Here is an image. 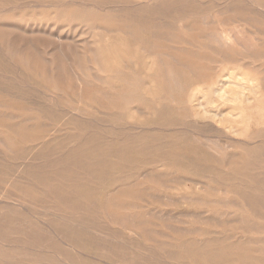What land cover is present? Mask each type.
<instances>
[{"label":"rangeland","instance_id":"obj_1","mask_svg":"<svg viewBox=\"0 0 264 264\" xmlns=\"http://www.w3.org/2000/svg\"><path fill=\"white\" fill-rule=\"evenodd\" d=\"M168 1L0 0V115L22 116L26 133L36 134L32 140L17 138L15 153L0 145V195L17 192L7 181L35 155L46 157L32 166L35 171L56 174L58 159L65 165L62 176L57 174L61 182L21 201L25 208L0 198V264H264V137L200 138L202 123L196 125L176 103L158 108L156 93L180 97L184 88L204 83L143 49L159 42L172 52L188 41L202 47L203 59L174 52L209 76L239 69L263 75L264 0ZM132 18L139 20L138 39L119 30ZM215 30L233 37L231 46L214 41ZM157 31L173 42L156 38ZM60 50L75 60L99 55L104 81L91 80L89 91L95 93L87 99L80 98ZM26 55L30 69L16 63ZM53 59L61 78L52 83L46 70ZM153 59L158 64L152 67ZM136 80L143 82L146 100L124 103L119 94ZM152 80L161 91L153 87L151 93L146 83ZM47 88L58 97H50ZM74 108L85 114L78 119ZM11 124L16 121L5 117L0 130ZM53 160V167L46 165ZM59 183L64 185L51 191Z\"/></svg>","mask_w":264,"mask_h":264},{"label":"bare ground","instance_id":"obj_2","mask_svg":"<svg viewBox=\"0 0 264 264\" xmlns=\"http://www.w3.org/2000/svg\"><path fill=\"white\" fill-rule=\"evenodd\" d=\"M141 1V0H140ZM148 1V0H147ZM174 1H179V0H170L167 3H175ZM182 1H187V0H182ZM198 1L199 3H205V0H194ZM205 1V2H204ZM191 2V1H190ZM143 3V2H142ZM158 3V2H157ZM166 3V4H167ZM181 3V2H180ZM187 3V2H186ZM207 3V2H206ZM255 3V2H254ZM190 4V3H189ZM196 4V3H195ZM144 5V4H143ZM120 6V5H119ZM135 6V5H134ZM140 6V5H139ZM138 6V7H139ZM187 7V4L184 5ZM122 7V6H121ZM162 7V6H161ZM180 6H178L179 8ZM78 8V7H77ZM137 9V7H135ZM148 8V7H147ZM166 8V7H165ZM102 9V7H101ZM143 9V8H142ZM164 10V8H162ZM146 10V9H145ZM197 10V9H196ZM226 10V9H225ZM224 10V11H225ZM80 11V10H79ZM88 11V10H87ZM93 11V10H92ZM104 11V10H103ZM166 11V10H165ZM67 12V11H66ZM77 12V11H76ZM170 12V11H169ZM210 12V11H208ZM74 13V12H73ZM79 13V12H78ZM147 13V12H144ZM165 13V12H164ZM209 14V13H207ZM75 15V14H74ZM160 15V14H159ZM61 16V15H60ZM64 16V15H63ZM10 17V16H9ZM71 17V16H70ZM69 17V18H70ZM77 17V16H76ZM173 17V15H172ZM171 17V18H172ZM205 17V16H204ZM13 18V16H12ZM21 18V17H20ZM73 18V17H72ZM170 18V17H169ZM170 18V19H171ZM174 18V17H173ZM200 18V17H199ZM227 18V17H226ZM61 19V18H60ZM64 19V18H63ZM66 19V18H65ZM71 19V18H70ZM177 19V18H175ZM181 19V18H180ZM177 19V20H180ZM206 19V18H205ZM17 20V19H16ZM57 20V18H56ZM74 20V19H73ZM86 20V19H85ZM98 20V19H97ZM152 20V19H151ZM158 23H163L161 22L163 19L159 18L158 20L155 19ZM185 20V19H184ZM183 20V21H184ZM207 20V19H206ZM205 20V23H207ZM214 20V19H213ZM217 20V18H216ZM83 21V20H82ZM138 19L132 18L129 20V23H126L122 26H120L119 30L125 31L129 33L130 35L134 36L136 39H138L139 36V26L138 24ZM153 21V20H152ZM155 21V22H156ZM176 21V20H174ZM181 21V20H180ZM189 21V20H188ZM196 21V20H195ZM19 22V21H18ZM153 22V24H155ZM230 22V20H229ZM60 23V21H59ZM198 23V22H197ZM197 23H194L197 24ZM227 23V22H225ZM66 24V23H65ZM86 24V23H84ZM104 24V23H103ZM120 24V23H119ZM149 24V23H148ZM180 24V23H179ZM218 24V23H217ZM1 25V24H0ZM4 25V24H3ZM78 25V24H77ZM80 25V24H79ZM87 25V24H86ZM89 25V23H88ZM94 25V24H93ZM212 24H210L211 26ZM216 25V24H215ZM225 25V24H224ZM67 26V25H66ZM83 26V25H82ZM92 26V25H91ZM109 26V24H108ZM111 26V25H110ZM161 26V25H160ZM196 26V25H195ZM200 26V25H199ZM198 26V27H199ZM205 26V25H204ZM93 27V26H92ZM95 27V26H94ZM112 27V26H111ZM148 27V26H147ZM158 27V26H157ZM166 27V26H165ZM207 27H209L207 25ZM215 29L216 26H212ZM15 28V27H14ZM82 28V27H81ZM89 28V27H88ZM101 28V27H100ZM110 28V27H109ZM219 29V26H217ZM247 28V27H246ZM250 28V27H249ZM69 29V28H68ZM77 29V28H76ZM91 29V27H90ZM96 29V28H95ZM116 29V28H115ZM118 29V28H117ZM202 29V28H201ZM238 29V28H237ZM254 29V28H253ZM1 30V29H0ZM10 30V29H9ZM98 30V29H96ZM162 30V26H161ZM220 30V29H219ZM231 30V29H230ZM233 30V29H232ZM242 30V29H239ZM7 32L8 30H4ZM111 31V30H110ZM118 31V30H115ZM187 31V30H186ZM214 31V30H213ZM212 31V32H213ZM216 31V30H215ZM252 31V30H251ZM2 32V31H1ZM0 32V33H1ZM17 32V31H16ZM42 32V31H41ZM85 32V31H84ZM92 32V31H91ZM95 32V31H94ZM105 32V31H103ZM179 32V31H178ZM177 32V33H178ZM218 33L213 34V38L220 46L222 47H229L231 46L233 42V37L229 36L225 31H216ZM236 30L234 31V33ZM238 32V31H237ZM237 32L235 34H237ZM243 32V31H242ZM15 33V32H14ZM98 33V32H97ZM115 33V32H114ZM196 33V32H195ZM203 33V31H202ZM204 33H206L204 31ZM210 33V32H209ZM230 33V32H229ZM253 33V32H252ZM8 34V33H7ZM88 34V33H87ZM94 34V33H92ZM144 34V33H143ZM4 35V34H3ZM2 35V36H3ZM14 35V34H13ZM102 35V34H101ZM104 35V34H103ZM117 35V34H116ZM145 35V34H144ZM100 36V34H99ZM109 36V35H108ZM126 36V35H125ZM143 36V35H142ZM147 36V35H146ZM154 36L156 38H165L169 39L172 41V38L166 36V33L163 31H157ZM201 36V33L200 35ZM234 36V34H233ZM90 37V36H89ZM88 37V38H89ZM121 37V36H120ZM124 37V36H123ZM257 37V36H256ZM62 38V36H61ZM87 38V37H85ZM87 38V39H88ZM96 38V37H95ZM99 38V37H98ZM110 38V37H109ZM125 38V37H124ZM194 38V37H193ZM236 38V37H234ZM249 38V37H248ZM258 38V37H257ZM6 39V37H5ZM64 39V37H63ZM70 39V38H69ZM102 39V38H101ZM131 39V38H130ZM197 39V38H196ZM21 40V39H20ZM91 40V39H90ZM126 40V39H125ZM147 40L150 41V39L147 38ZM204 40V39H201ZM236 40V39H235ZM132 41V40H131ZM169 41V42H170ZM196 41V40H195ZM260 41V40H259ZM258 41V42H259ZM9 42V41H7ZM62 42V41H61ZM135 42V41H134ZM147 42V41H145ZM166 42V41H165ZM187 44L186 47L180 48L179 47H173L174 51H182L183 53H187L188 55H191L194 57L195 60H201L203 59L204 54L202 51V47L199 46V44H194L192 42L185 41ZM204 42V41H203ZM206 42V41H205ZM125 43V42H124ZM261 43V42H260ZM23 44V43H22ZM59 44V43H58ZM93 44V43H92ZM91 44V46H92ZM101 44V42H100ZM119 44V43H118ZM122 44V43H121ZM30 45V44H29ZM127 45V44H125ZM136 45V44H135ZM134 45V46H135ZM181 45V44H180ZM217 45V44H216ZM20 45L19 47H21ZM66 46V44L64 45ZM97 46V45H96ZM119 46V45H118ZM138 46V45H137ZM236 46V44H235ZM72 47V46H71ZM74 47V46H73ZM104 47V45L102 46ZM207 47V46H206ZM29 48V47H27ZM77 48V47H76ZM87 48V45L85 49ZM97 48V47H96ZM117 48V47H116ZM121 48V47H120ZM215 48V47H214ZM242 48V47H241ZM33 49V48H32ZM84 49V48H83ZM104 49V48H103ZM118 49V48H117ZM136 49V48H135ZM134 49V50H135ZM139 50V46L137 48ZM143 49L146 52H149V54L153 55V58L157 57L158 59H161L162 61L165 59L170 60V62L175 63L177 66L184 68L185 70H188L192 76H196L202 81V85L204 83V86H198V87H191V88H184L182 90V95L178 97V95L174 96H169V97H160V93H156L157 98H156V103L158 104V108L161 107L164 108L166 105V101H170L171 103H176L177 109L181 112H184L186 115H189L193 119L196 125H198L199 122L202 123V126L200 127V138H205L208 135L207 134H212L218 138H263L264 137V74L262 75L261 72L259 73H248L246 71H243L241 69H237L238 71H228L226 73H223L220 76H209V74L204 73L203 71L205 70L202 67L195 66L193 64V61L184 59L178 53L176 54L173 50L172 52H168L164 49V47L159 43V42H154L151 45L147 46L145 44L143 46ZM209 49V48H208ZM216 49V48H215ZM237 49V47H236ZM243 49V48H242ZM241 49V50H242ZM34 50V49H33ZM96 50V49H95ZM98 50V49H97ZM107 50V49H106ZM131 50V49H130ZM130 50H128L130 52ZM137 50V52H138ZM212 50V49H211ZM239 50V49H237ZM28 51V50H27ZM31 51V50H30ZM35 51V50H34ZM33 51V52H34ZM64 56V64L67 63L68 65V73H70L73 78L78 82V87H79V95L82 100H85V96H91L93 95L95 89H91L89 91V88L93 86V81H96L97 83L100 81H104L103 78L99 77L98 74L99 72L102 73L104 69L102 68L100 62L101 60L99 59V55L96 53H84V55H87L85 58H81L78 60L72 59L71 56L66 55L63 50H60ZM67 51V49H66ZM123 52V49L121 50ZM127 51V52H128ZM171 51V50H170ZM222 51V50H221ZM226 51V50H224ZM232 52L231 50H229ZM240 51V50H239ZM8 52L15 56V52L13 49L9 48ZM25 52V51H24ZM47 52V51H46ZM69 52V51H68ZM128 52V53H129ZM136 52V51H135ZM243 52V51H242ZM261 52V51H260ZM70 53V52H69ZM99 53V52H98ZM126 53V51H125ZM140 52H138L139 54ZM145 53V52H144ZM224 53V52H223ZM222 53V54H223ZM234 53V52H233ZM232 53V54H233ZM236 53V52H235ZM234 53V54H235ZM27 54V52H26ZM30 54V52H29ZM47 54V53H46ZM82 54V53H81ZM96 54V55H95ZM127 54V53H126ZM136 54V53H135ZM146 54V53H145ZM181 54V53H180ZM246 54V53H245ZM38 55V54H37ZM70 55H72L70 53ZM80 55V53H79ZM107 55V54H106ZM105 55V56H106ZM128 55V54H127ZM183 55V54H182ZM210 55V54H209ZM243 55V53H242ZM241 55V56H242ZM48 56V55H47ZM52 56V55H51ZM77 56V55H76ZM125 56V55H124ZM129 56V55H128ZM138 56V55H137ZM142 56V55H141ZM155 56V57H154ZM186 56V55H185ZM239 56V55H238ZM246 56V55H245ZM248 56V55H247ZM29 57V56H28ZM27 55L25 58H20L19 60L16 59V63H21L25 65L26 67L31 64V59L28 58ZM84 57V56H83ZM135 57V56H134ZM145 58V56H143ZM189 57V56H188ZM216 57V56H215ZM222 57V56H221ZM251 57V56H250ZM54 58V57H52ZM133 59V57H131ZM142 58V57H141ZM191 58V57H190ZM189 58V59H190ZM219 58V57H218ZM232 58V57H231ZM239 58V57H237ZM241 58V57H240ZM243 58V57H242ZM256 58V57H254ZM126 59V57H125ZM150 59V57H149ZM192 59V58H191ZM220 59V58H219ZM227 59V58H226ZM236 59V58H235ZM36 60V59H35ZM49 60V58H48ZM63 60V59H62ZM61 60V62H63ZM135 60V59H134ZM152 60V59H151ZM155 60V59H153ZM157 60V59H156ZM156 60L152 62V67L155 66ZM214 60V59H213ZM242 60V59H241ZM238 60V61H241ZM57 61V59H56ZM147 61V60H146ZM145 61V62H146ZM207 61V60H205ZM245 61V60H244ZM123 62V61H122ZM125 62V61H124ZM137 62V61H135ZM144 62V61H143ZM142 62V63H143ZM150 62V61H149ZM159 62V61H157ZM204 62V60H203ZM225 62V61H224ZM39 63V61H38ZM37 63V64H38ZM60 63V62H59ZM127 63V62H126ZM206 63V62H205ZM227 63V62H226ZM229 63V62H228ZM233 63V62H232ZM235 63V61H234ZM63 64V63H60ZM120 66V63H118ZM123 64V63H122ZM140 64V63H139ZM145 64V63H144ZM164 64V63H163ZM167 64V63H166ZM174 64V66H175ZM201 64V63H200ZM219 64V63H218ZM241 64V63H240ZM245 64V63H244ZM249 64V63H248ZM39 65H41L39 63ZM44 67L46 66L44 63L42 64ZM107 65V64H106ZM129 65V64H128ZM214 65V64H213ZM250 65V64H249ZM254 65V64H253ZM42 66V67H43ZM105 66V65H104ZM111 66V65H110ZM131 66V65H130ZM141 66V64H140ZM146 66V65H145ZM150 66V64H149ZM202 66V64H201ZM205 66V65H203ZM217 66V65H216ZM220 66V65H219ZM235 66V65H234ZM241 66V65H240ZM24 67V66H23ZM65 67V66H64ZM207 67V66H206ZM209 67V64H208ZM229 67V66H228ZM242 67V66H241ZM249 67V66H248ZM30 69V67H27ZM164 68V67H162ZM178 68V67H177ZM219 68V67H218ZM217 68V69H218ZM230 68V67H229ZM240 68V67H239ZM252 68V67H251ZM37 69V68H36ZM117 69V68H116ZM128 69V68H127ZM152 69V68H151ZM183 69V70H184ZM234 69V68H233ZM232 69V70H233ZM243 69V68H242ZM256 69V68H255ZM62 70V69H61ZM89 71V70H95L97 75H89L84 72ZM155 70V68H153ZM167 70V69H166ZM231 70V69H230ZM253 71H255L252 68ZM257 70V69H256ZM259 70V69H258ZM262 70V69H261ZM124 71V70H122ZM207 71V69L205 70ZM214 71V70H213ZM216 71V70H215ZM48 79L50 82L54 81H59L61 78L60 75V68L56 67L55 60L53 59L51 67L47 68L46 70ZM127 72V71H126ZM152 72V71H151ZM176 72V71H175ZM178 72V71H177ZM183 72V71H182ZM110 73V72H109ZM210 73V71H209ZM214 73V72H213ZM218 73V71H217ZM216 73V75H217ZM69 74V75H70ZM106 74V73H105ZM103 74V75H105ZM70 75V76H71ZM112 75V73H111ZM213 75V74H212ZM215 75V73H214ZM109 76V74H108ZM189 76V75H188ZM118 77V76H117ZM37 78V77H36ZM109 78V77H108ZM119 78V77H118ZM146 78V77H145ZM44 79V78H43ZM148 79V78H147ZM70 80V79H69ZM93 80V81H91ZM118 80V79H117ZM121 80V77H120ZM126 80V79H125ZM157 80V79H156ZM172 78L169 79V83H173ZM200 81V80H199ZM131 82V81H128ZM73 83V82H72ZM145 83V82H144ZM156 81L152 80L151 83H146V86L151 90V93L153 92V87L159 88L158 86L154 85ZM196 83V82H195ZM198 83V81H197ZM71 84V83H70ZM101 84V83H98ZM128 84V83H127ZM159 84V83H158ZM102 85V84H101ZM106 85V84H105ZM199 85V84H198ZM201 85V84H200ZM108 85H106L107 87ZM143 82L140 83V81L136 80L134 83L131 85H127L124 90L119 94L120 99L124 103L128 104H140L142 101L146 100L147 93L145 92V88L143 87ZM105 87V88H106ZM113 89H116L115 87L111 86ZM55 88V87H54ZM108 88V87H107ZM174 88V87H173ZM160 89V88H159ZM47 90L52 93V96L50 97H58V93L54 91L51 88H47ZM174 90V89H173ZM112 91V90H111ZM117 91V89H116ZM161 91V89H160ZM114 92V91H113ZM101 93L102 95L105 96L104 92H98V94ZM115 93V92H114ZM163 93V92H162ZM169 94V93H168ZM149 95V94H148ZM152 95V94H151ZM155 95V96H156ZM166 95V94H165ZM64 96V95H63ZM62 96V97H63ZM150 97V96H149ZM153 97V96H151ZM104 98V97H103ZM65 99V98H64ZM87 99V98H86ZM91 98H89L90 100ZM152 99V98H151ZM153 100V99H152ZM52 101V99H51ZM88 101V100H87ZM81 103V102H80ZM103 103V102H102ZM123 103V104H124ZM3 105V103H0V106ZM81 105V104H80ZM84 105V104H83ZM138 106V105H137ZM140 106V105H139ZM138 106V107H139ZM130 107V106H129ZM89 108V107H88ZM91 108V107H90ZM89 108V109H90ZM88 109V110H89ZM133 109V108H132ZM75 110V115L79 118H81L85 114V110L82 108H74ZM129 110V109H128ZM148 110V109H147ZM15 112V111H13ZM19 112V111H18ZM137 112L141 113L140 108H137ZM16 113V112H15ZM90 113V112H89ZM155 114V113H153ZM148 116V115H147ZM157 116V115H155ZM9 117L12 120L16 121V124H11L8 125L10 128L7 131L0 130V145L4 148L5 151L9 153H15L18 148V142L17 138H19L22 141L25 140H32L33 138H36V134L33 136L28 135L26 132L29 129L27 125H24V120H22V116L18 114L12 113L10 116H5ZM1 118L0 115V122L5 119ZM182 118V117H181ZM130 119V118H129ZM145 119V118H144ZM30 121V120H28ZM145 121V120H144ZM147 121V120H146ZM139 122V121H138ZM29 123V122H28ZM175 125V123H174ZM179 125V123H177ZM139 126V125H138ZM3 127V126H2ZM5 127V126H4ZM163 128V127H162ZM5 129V128H3ZM33 132L35 131L34 128L32 130ZM38 132V130L36 129ZM199 131V130H198ZM56 131L53 132L55 134ZM52 132L49 134L50 137L53 136ZM197 135V134H195ZM207 135V136H206ZM58 137V135H57ZM46 138V137H43ZM49 138V137H48ZM198 138V137H197ZM50 140V139H49ZM48 140V141H49ZM45 141V140H44ZM43 142V141H42ZM80 142V140H79ZM57 143V142H56ZM31 145V144H30ZM28 145V146H30ZM43 145V143H42ZM256 145V144H255ZM51 146V145H50ZM3 150V149H2ZM4 151V152H5ZM3 152V151H2ZM63 152V151H62ZM11 157V156H10ZM46 158L43 155H35V157L32 158V163L31 164H22L20 166V169L17 170L14 174V176L7 181L8 185H13L16 189V193L14 192H3L0 195V198L6 202H14L15 204L13 205H18L20 208H25L24 204H21L22 202H26L30 197L32 196H37L36 194L39 193L40 190L43 188H50L51 184H55L56 181L61 182L59 178H57V174L61 172L60 177L64 173L65 165L63 162H61V159H58L57 162V169H56V174L52 171V174L48 172H40V171H35L32 166H38L36 162L40 161L41 159ZM6 160V159H5ZM55 160V159H54ZM53 161H48L46 165L53 167L54 164H56ZM8 163V162H7ZM14 163V162H13ZM19 165V164H18ZM17 167V166H16ZM69 167V166H68ZM12 169V168H11ZM56 175V177H55ZM3 179V178H2ZM216 184V183H215ZM218 184V183H217ZM62 183H59L58 185H54L51 188V191L56 190L57 186L62 187ZM139 185V184H138ZM11 188V187H10ZM50 195V193H49ZM146 195V194H145ZM48 200V199H47ZM49 201V200H48ZM57 201V200H56ZM128 201V200H126ZM129 202V201H128ZM57 204V203H56ZM59 204V203H58ZM114 204V203H113ZM22 205V206H21ZM115 205V204H114ZM117 212V211H116ZM126 214V213H125ZM132 214V213H130ZM125 218V217H124ZM136 219H134L135 221ZM224 223V222H223ZM133 230V229H132ZM134 231V230H133ZM171 246V245H170ZM183 247V246H182ZM36 255V254H35ZM38 263V262H37Z\"/></svg>","mask_w":264,"mask_h":264}]
</instances>
